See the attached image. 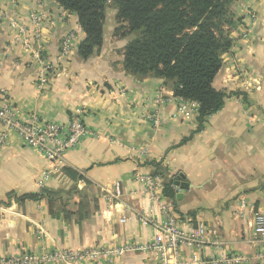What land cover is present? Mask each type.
Here are the masks:
<instances>
[{
	"label": "crops",
	"instance_id": "crops-1",
	"mask_svg": "<svg viewBox=\"0 0 264 264\" xmlns=\"http://www.w3.org/2000/svg\"><path fill=\"white\" fill-rule=\"evenodd\" d=\"M1 13L0 111L28 123L66 125L78 118L88 135L61 162L50 163L15 132L6 133L0 258L96 249L118 253L81 264H159L148 247L153 224L165 222V204L180 230L207 228L205 248L181 247L178 263L194 264L195 257L196 264H264V240H252V216H264V0L230 6L232 46L212 84L226 98L200 130L196 104L187 103L185 116L178 110L182 100L163 80L122 70V52L133 36L114 37V10L111 16L106 10L102 46L86 61L76 54L85 37L76 16L54 0H0ZM34 13L42 17L38 29ZM11 19L21 33L10 27ZM68 34L72 55L62 58L60 44ZM44 66L51 71L41 85ZM158 93L161 105L155 103ZM66 168L82 180L70 179ZM144 177L158 182V202L146 195ZM177 182L188 185L185 193L179 194ZM165 188L173 198L163 195ZM26 194L51 195L53 201L19 205L16 199Z\"/></svg>",
	"mask_w": 264,
	"mask_h": 264
},
{
	"label": "trees",
	"instance_id": "trees-1",
	"mask_svg": "<svg viewBox=\"0 0 264 264\" xmlns=\"http://www.w3.org/2000/svg\"><path fill=\"white\" fill-rule=\"evenodd\" d=\"M74 14L85 37L76 50L86 61L103 42V26L109 3L116 12L114 37L133 36L122 52V70L135 78L164 81L173 97L198 106V130L204 120L220 111L226 98L212 84L222 66V57L232 46L234 26L230 6L236 0H54ZM121 32V33H120ZM72 180H82L72 169H64ZM165 197L173 198L170 189ZM51 195L26 194L21 205ZM53 201V200H52Z\"/></svg>",
	"mask_w": 264,
	"mask_h": 264
},
{
	"label": "built area",
	"instance_id": "built-area-1",
	"mask_svg": "<svg viewBox=\"0 0 264 264\" xmlns=\"http://www.w3.org/2000/svg\"><path fill=\"white\" fill-rule=\"evenodd\" d=\"M3 13L0 14V19ZM252 22H255L256 17L249 14ZM36 29H38L42 22V17L39 13H34L31 16ZM10 27L13 30H18L21 33L20 26L15 19L10 20ZM73 36L71 34L65 35L60 44V56L62 58H69L72 54ZM39 60V56L36 57ZM44 72L39 76L41 85L47 83L46 72L50 69L44 66ZM155 103L161 105L164 99L161 94L155 98ZM185 101H180L178 110L185 116L189 115L188 106ZM194 104V103H193ZM0 119L3 122L5 132L0 134V150L6 142V133L13 131L21 139L24 146L39 152L48 162L59 163L64 155L75 149L80 140L88 135V131L84 124L78 118H73L66 125H59L52 122L28 123L14 120L13 115L7 111H0ZM158 122L155 119L154 125ZM45 180L48 179L46 175ZM142 182L145 186V193L153 202H158L159 185L156 180L149 177H144ZM116 193L115 196H118ZM240 207L244 208L245 203L240 201ZM160 210L165 217V222L161 225H155L154 238L148 249L154 250L158 254L159 264H180L177 261L178 250L181 247H189L194 249H204L207 245V228L203 224H199L194 229L187 232L180 230L177 219L169 213L168 205H160ZM38 233L45 236L42 229H38ZM252 240L254 243H260L264 240V216L262 214L254 213L252 216ZM117 251L100 252L96 249H88L81 252H74L69 250H56L52 252H43L39 254H22L17 256L2 257L0 264H81L90 261H96L100 256L110 257L116 255ZM263 258V257H260ZM192 262L197 263L195 257ZM233 262H242V259L235 258Z\"/></svg>",
	"mask_w": 264,
	"mask_h": 264
},
{
	"label": "water",
	"instance_id": "water-1",
	"mask_svg": "<svg viewBox=\"0 0 264 264\" xmlns=\"http://www.w3.org/2000/svg\"><path fill=\"white\" fill-rule=\"evenodd\" d=\"M175 186L178 188V192L180 195L185 193V191L188 188V185H186L185 183H180V182L175 183Z\"/></svg>",
	"mask_w": 264,
	"mask_h": 264
},
{
	"label": "rangeland",
	"instance_id": "rangeland-1",
	"mask_svg": "<svg viewBox=\"0 0 264 264\" xmlns=\"http://www.w3.org/2000/svg\"><path fill=\"white\" fill-rule=\"evenodd\" d=\"M109 7L107 8V11H108V13H109V15L111 16L112 15V6H111V4L109 3V5H108ZM116 20V19H115ZM117 25V24H116ZM117 27V26H116ZM114 32V31H113ZM121 33V32H120ZM113 39V38H112ZM71 55L72 54H70V56H69V58L71 57ZM68 60V59H67ZM69 61V60H68ZM53 69V68H52ZM51 71V70H50ZM162 87V86H161ZM54 204H56V202H54ZM91 262H93V261H91Z\"/></svg>",
	"mask_w": 264,
	"mask_h": 264
}]
</instances>
